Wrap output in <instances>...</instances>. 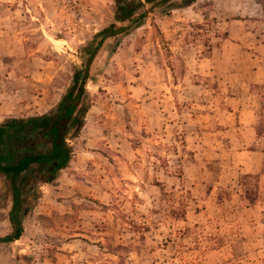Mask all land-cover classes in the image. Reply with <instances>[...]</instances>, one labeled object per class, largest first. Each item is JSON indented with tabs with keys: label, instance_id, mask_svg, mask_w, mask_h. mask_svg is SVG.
<instances>
[{
	"label": "rangeland",
	"instance_id": "1",
	"mask_svg": "<svg viewBox=\"0 0 264 264\" xmlns=\"http://www.w3.org/2000/svg\"><path fill=\"white\" fill-rule=\"evenodd\" d=\"M126 1L144 15L0 0V123L80 89L69 160L27 196L0 264H264V0Z\"/></svg>",
	"mask_w": 264,
	"mask_h": 264
},
{
	"label": "trees",
	"instance_id": "2",
	"mask_svg": "<svg viewBox=\"0 0 264 264\" xmlns=\"http://www.w3.org/2000/svg\"><path fill=\"white\" fill-rule=\"evenodd\" d=\"M143 1L152 7L170 0ZM181 1L188 4L195 0ZM114 2L115 16L118 20L130 22L145 13L142 9L143 3L140 1H136L135 6L126 0ZM108 30L116 32V29L103 27L88 42L85 48L86 59L80 72L81 81L85 80L88 65ZM97 37L99 39L96 40ZM79 95L80 89L63 106L59 105L51 113L24 119L8 118L0 123V176L8 187L11 200L7 211L10 232L0 236V242H10L19 238L23 230L19 213L27 196L32 198L38 184L52 179L68 162L69 150L65 135L80 125V118L75 111Z\"/></svg>",
	"mask_w": 264,
	"mask_h": 264
},
{
	"label": "crops",
	"instance_id": "3",
	"mask_svg": "<svg viewBox=\"0 0 264 264\" xmlns=\"http://www.w3.org/2000/svg\"><path fill=\"white\" fill-rule=\"evenodd\" d=\"M241 111H243V114H245L244 113L245 112V109L244 110H238V113L241 112ZM228 113H233V112H228ZM240 119L243 120V117H241ZM240 129L246 130L249 134L252 133V125H249L248 124V125H245V126L240 127Z\"/></svg>",
	"mask_w": 264,
	"mask_h": 264
}]
</instances>
